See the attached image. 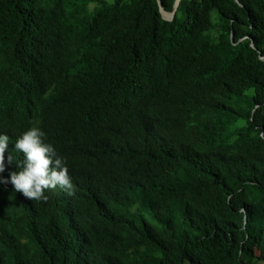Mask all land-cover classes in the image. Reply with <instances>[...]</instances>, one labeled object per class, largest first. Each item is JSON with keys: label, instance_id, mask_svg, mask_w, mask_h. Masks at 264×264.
<instances>
[{"label": "trees", "instance_id": "trees-1", "mask_svg": "<svg viewBox=\"0 0 264 264\" xmlns=\"http://www.w3.org/2000/svg\"><path fill=\"white\" fill-rule=\"evenodd\" d=\"M263 57L264 0H0V175L72 183L0 184V264H264Z\"/></svg>", "mask_w": 264, "mask_h": 264}, {"label": "clouds", "instance_id": "clouds-1", "mask_svg": "<svg viewBox=\"0 0 264 264\" xmlns=\"http://www.w3.org/2000/svg\"><path fill=\"white\" fill-rule=\"evenodd\" d=\"M13 147L22 153L23 160L15 162L16 170L9 171L7 177L0 175V184L10 183L16 192L33 200L46 199L44 191L58 185L71 190L67 167L53 145L45 141V133L40 128L29 127L21 132ZM8 149L9 137L0 133V173L5 170L6 161L13 162Z\"/></svg>", "mask_w": 264, "mask_h": 264}, {"label": "water", "instance_id": "water-1", "mask_svg": "<svg viewBox=\"0 0 264 264\" xmlns=\"http://www.w3.org/2000/svg\"><path fill=\"white\" fill-rule=\"evenodd\" d=\"M180 0H177L175 5H174V9L172 12H167L166 10H164L163 6H162V3L160 0H158V3H159V7H160V12L162 13L163 17L166 18V19H169L171 20L172 17L175 15V12L177 10V7H178V3H179ZM264 59V57H263Z\"/></svg>", "mask_w": 264, "mask_h": 264}, {"label": "rangeland", "instance_id": "rangeland-1", "mask_svg": "<svg viewBox=\"0 0 264 264\" xmlns=\"http://www.w3.org/2000/svg\"><path fill=\"white\" fill-rule=\"evenodd\" d=\"M109 1H111V0H109Z\"/></svg>", "mask_w": 264, "mask_h": 264}]
</instances>
